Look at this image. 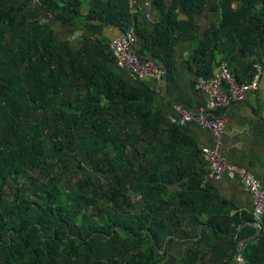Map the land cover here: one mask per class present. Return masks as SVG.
<instances>
[{
    "label": "trees",
    "instance_id": "16d2710c",
    "mask_svg": "<svg viewBox=\"0 0 264 264\" xmlns=\"http://www.w3.org/2000/svg\"><path fill=\"white\" fill-rule=\"evenodd\" d=\"M154 2L149 30L130 0H0V264H264L253 214L221 197L197 141L104 35L134 28L169 82L178 45L199 40L197 77L226 62L243 84L264 66V0ZM207 11L219 18L200 37ZM54 21L84 32L63 40Z\"/></svg>",
    "mask_w": 264,
    "mask_h": 264
},
{
    "label": "crops",
    "instance_id": "0c3cea01",
    "mask_svg": "<svg viewBox=\"0 0 264 264\" xmlns=\"http://www.w3.org/2000/svg\"><path fill=\"white\" fill-rule=\"evenodd\" d=\"M138 21L141 27L149 30L154 29L159 21V13L154 0H137ZM169 6H173L174 0H167ZM213 0H209L212 4ZM98 5L95 4V7ZM90 5L86 6L85 13H88ZM219 15L212 11H207L196 16L201 32L213 23H216ZM57 33L63 40L79 39L84 32L82 25L68 26L58 22L53 26H58ZM132 29V28H131ZM130 29V30H131ZM129 30V31H130ZM136 31V30H135ZM119 29L108 26L104 30V35L111 42L123 36ZM138 42V41H137ZM199 40L184 42L178 45L176 53V75L174 80L161 84L155 80H148L153 84L159 93V104L163 107L171 121L175 122L181 118L177 109L178 105L184 106L193 112H199L207 103L208 97L195 89V84L199 77L195 73V68L191 55L198 46ZM264 69V66H263ZM134 81H138L131 75ZM226 117V127L224 131V155L233 165L247 170L255 175L261 182L264 189V73L257 92L250 94L246 101L233 104L228 110H220ZM186 132L192 136L199 147L204 150L213 145V135L211 132L201 127L196 122L187 123L184 126ZM209 177V175H208ZM211 183L217 188L221 197L231 201L239 210L253 214V202L250 192L238 179L230 175H225L216 181L209 177ZM256 227V237L264 233V217ZM260 229V234L258 233ZM242 243V244H241ZM246 241L240 242L242 247ZM243 261L241 258H238ZM245 262V261H244Z\"/></svg>",
    "mask_w": 264,
    "mask_h": 264
},
{
    "label": "built area",
    "instance_id": "2783aa9c",
    "mask_svg": "<svg viewBox=\"0 0 264 264\" xmlns=\"http://www.w3.org/2000/svg\"><path fill=\"white\" fill-rule=\"evenodd\" d=\"M133 11L137 12L138 1L130 0ZM138 36L134 28L122 37L111 42L113 51L120 68L128 69L137 80H155L165 84L167 70L165 66L156 61H142L135 52ZM264 73L260 63L254 64V73L250 81L238 84L233 77L226 62H221L211 78L199 77L195 89L204 93L207 103L199 112H193L184 106L178 105L177 109L181 118L175 122L181 126L196 122L201 127L209 130L213 135V145L204 150L209 177L220 180L225 175L238 178L250 192L253 202V216L258 225L264 217V189L260 180L247 170L231 164L224 155V131L226 117L220 110H228L235 103L246 101L250 94L258 91Z\"/></svg>",
    "mask_w": 264,
    "mask_h": 264
},
{
    "label": "water",
    "instance_id": "95a60500",
    "mask_svg": "<svg viewBox=\"0 0 264 264\" xmlns=\"http://www.w3.org/2000/svg\"><path fill=\"white\" fill-rule=\"evenodd\" d=\"M254 225H256V224H254ZM258 233L260 234V229H258ZM241 244H242V243H241ZM236 260H237V262H238L239 264H245L244 261H240L238 258H236Z\"/></svg>",
    "mask_w": 264,
    "mask_h": 264
},
{
    "label": "rangeland",
    "instance_id": "374dc122",
    "mask_svg": "<svg viewBox=\"0 0 264 264\" xmlns=\"http://www.w3.org/2000/svg\"><path fill=\"white\" fill-rule=\"evenodd\" d=\"M53 23H55V21H54ZM53 27L55 28V30H56L57 33H59V32L61 31V30H60V31L58 32V30H59V25H58V26H53ZM76 40H78V39H76Z\"/></svg>",
    "mask_w": 264,
    "mask_h": 264
}]
</instances>
